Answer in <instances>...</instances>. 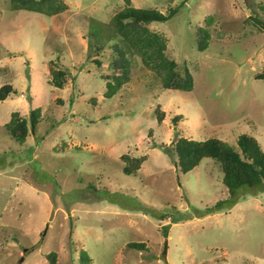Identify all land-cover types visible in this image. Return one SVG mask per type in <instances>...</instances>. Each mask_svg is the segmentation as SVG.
I'll use <instances>...</instances> for the list:
<instances>
[{
  "label": "rangeland",
  "instance_id": "1",
  "mask_svg": "<svg viewBox=\"0 0 264 264\" xmlns=\"http://www.w3.org/2000/svg\"><path fill=\"white\" fill-rule=\"evenodd\" d=\"M261 1L130 0L176 9L148 27L167 38V55L193 86L164 88L126 50L129 79L106 98L113 46L127 49L108 25L124 0H64L51 16L0 0V86L18 91L0 101V264H48L51 251L54 264H264V182L229 196L214 160L181 173L171 149L178 135L236 147L249 133L264 151V80L255 78L264 30L246 20L263 18ZM200 26L210 33L205 51ZM56 57L68 71L62 88L50 82ZM35 108V130L15 141L4 126L11 112L29 119ZM125 154L144 156L135 173L122 171Z\"/></svg>",
  "mask_w": 264,
  "mask_h": 264
},
{
  "label": "trees",
  "instance_id": "2",
  "mask_svg": "<svg viewBox=\"0 0 264 264\" xmlns=\"http://www.w3.org/2000/svg\"><path fill=\"white\" fill-rule=\"evenodd\" d=\"M10 2L16 9H25L49 16L60 14L67 8L64 0H10ZM124 3V7L111 17L108 25L111 32L122 37L127 49L117 44L113 46L116 54L112 55L109 67L114 73L110 77L105 76L107 80L105 97H112L129 79L130 61L126 50L138 53L142 62L159 75L164 88L180 91L190 90L193 86L192 74L186 66L182 71L177 68V62L166 53L167 38L148 27L152 22L166 21L175 13L176 9L169 8L167 13H162L154 8L135 7L130 3V0H124ZM259 8L264 13V0L259 3ZM246 20L251 25L264 30V14L262 18L255 12L250 14ZM197 30L198 33L201 32L196 36L197 49L205 51L209 45V30L201 26ZM89 35L95 41V48L99 49L95 35ZM59 60V57H56V61L50 60V82L54 87L62 88L66 82L68 71L57 65ZM96 63L99 64L100 61L96 60ZM255 78L264 80V68L255 74ZM17 93L16 88L5 83L0 86V101ZM162 118V116L157 117L159 122ZM177 118L179 116H175L173 121L176 122ZM38 119L39 108L30 111L29 119L21 117L18 112L13 111L4 126L15 141L24 142L29 129L35 130ZM236 142L237 146L232 147L219 138L194 140L178 135L171 149L176 157V167L181 173L194 169L203 158L214 160L222 172V182L226 186L229 196H232L241 187L258 186L264 182V151L258 140L249 133H242ZM122 158L125 160L122 171L127 175L135 173L145 159L144 156L135 157L129 154L123 155ZM226 202L227 200L217 201L214 208H209L208 212L222 208ZM127 245L138 251L146 249L144 242H128ZM46 258L48 264H54L56 252L51 251L46 255ZM80 260L82 263L90 261V257L84 250L80 252Z\"/></svg>",
  "mask_w": 264,
  "mask_h": 264
}]
</instances>
